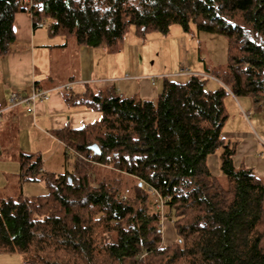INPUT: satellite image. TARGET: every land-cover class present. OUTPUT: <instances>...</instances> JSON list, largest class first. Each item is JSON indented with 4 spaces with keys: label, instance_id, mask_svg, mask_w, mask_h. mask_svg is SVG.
<instances>
[{
    "label": "trees",
    "instance_id": "obj_1",
    "mask_svg": "<svg viewBox=\"0 0 264 264\" xmlns=\"http://www.w3.org/2000/svg\"><path fill=\"white\" fill-rule=\"evenodd\" d=\"M26 1L0 0V57L16 40V15L29 13L34 29L48 24L54 37L112 53L130 28L143 37L194 27L199 38L227 39L228 64L206 67L211 78L185 69L164 77L153 100L115 87L69 93L68 103L102 117L55 133L66 159L74 152L114 167L135 180L133 195L92 184L82 161L76 175L53 174L40 157L22 155L20 185L43 181L48 193L0 199V255L19 253L24 264H264V179L236 166L237 144L224 135L227 98L264 108V0ZM215 155L220 176L209 166ZM163 208L177 235L170 247L163 246ZM105 233L114 234L112 243Z\"/></svg>",
    "mask_w": 264,
    "mask_h": 264
},
{
    "label": "crops",
    "instance_id": "obj_2",
    "mask_svg": "<svg viewBox=\"0 0 264 264\" xmlns=\"http://www.w3.org/2000/svg\"><path fill=\"white\" fill-rule=\"evenodd\" d=\"M26 2L28 3V1ZM43 27L34 29L29 13L16 15L14 22L16 40L11 51L6 56L0 57V133L15 131L16 137L23 142L28 139L31 143L46 142L50 144V147L51 144L53 147L58 145L62 151H60L61 154L63 153L64 170L53 174H63L66 172L68 161L64 150L65 146L56 138L55 133L67 127L81 129L99 121L102 117L99 111L88 105L68 103L66 96L69 93L83 95L90 91L99 92L109 87H115L126 97L153 100L161 90L162 82L158 79L164 78L166 75H160L161 77H156L154 80L149 75L150 73L141 74L138 70L140 58L136 48L131 44L129 51L124 43L118 52L112 53L105 47L89 48L79 46L74 40L73 42L61 37H54L50 34L48 26L45 30H42ZM72 50L73 52L70 53ZM128 52L131 54L129 71H127L124 62V59L128 58ZM116 56H119L118 67L113 63ZM100 58L103 61L101 63L98 62ZM98 66L103 71L106 70L105 75L108 74V76L103 75L96 78ZM112 70L114 74H117L118 72L115 73V70H118V75H111ZM174 74V76H178L180 71ZM191 74L209 75L205 69L203 72L197 71L191 72ZM68 85H71L72 90L64 89ZM33 92H45L49 95V99L37 100L35 104L24 103L14 107L10 106L9 99L12 93L28 97ZM232 98L235 101L239 100L235 96ZM244 99L245 107L249 108L248 112L242 109L239 101L238 106L242 110L241 115L248 121L250 116H253L261 108L256 105L253 99ZM224 135L226 138L235 137L243 140L237 147L234 157L236 166L253 169L258 176L264 177V160L255 157L258 146L257 138L243 132L224 133ZM260 157L262 156L260 155ZM209 166L213 174L218 175L219 158L217 155L210 157ZM20 176L21 164L17 185L22 190L25 183L20 185ZM47 193L48 190L45 194L37 196ZM20 194L23 195V192ZM6 198L15 197L0 199Z\"/></svg>",
    "mask_w": 264,
    "mask_h": 264
},
{
    "label": "rangeland",
    "instance_id": "obj_3",
    "mask_svg": "<svg viewBox=\"0 0 264 264\" xmlns=\"http://www.w3.org/2000/svg\"><path fill=\"white\" fill-rule=\"evenodd\" d=\"M47 25L48 24H46L42 30L47 29ZM194 30L195 28L193 27L192 31L194 33H185L178 25H174L171 27L168 35L151 32L143 37H139L136 35L135 30L130 28L126 36L125 44L127 51H129V46L131 45L136 48V52L140 58L139 72L145 75L150 73L149 75L153 77L154 80H156V77H161L160 75L174 77V73H177L182 69H185L188 72H203L205 69L204 67H226L228 64L227 39L223 36L203 33L199 38L195 35ZM71 52H73V50L70 51V53ZM115 58L116 59L113 63L118 67L117 65H119V61L117 60L119 59V56H116ZM124 60L126 63L125 67L127 71H129L131 60V54L129 52L128 58ZM98 62L101 63L103 61L100 58L98 59ZM105 71L98 66L96 76H94L96 78L101 77L105 75ZM113 72V70L110 72L111 75H118L119 73L118 70H115V73L118 72L117 74H114ZM126 73L129 74V72ZM105 76H108V74ZM206 77L211 78L209 75ZM158 80L161 82L163 81L162 78ZM213 81L214 80L212 79L209 80L208 84L210 88L216 87V83ZM243 100L245 99L239 98L238 101L242 105V109L245 112H248L249 108L247 109L245 107V102H243ZM238 101H235L232 97L227 98L225 101L229 119L225 124L224 133L243 132L254 135L258 141L255 157L264 160V108L256 111L247 121L245 117L241 115L242 110L238 106ZM6 132L10 133H0V198L17 197L21 192H23V195L26 197L45 194L47 190L43 181L25 182L22 190L18 188L17 179H19L18 175L20 171L21 156L31 154L34 155V159L40 157L43 161V169L45 172L60 173L64 170V158L59 146L55 145L53 147L51 144L50 147V144L46 142L40 144L34 142L31 143L28 139L23 142L20 141V138L16 137L15 131ZM228 139L236 143L237 147L243 141L235 137H230ZM64 150H66L65 147ZM260 155L262 157H260ZM86 159H88V161ZM67 161L66 171L76 175L75 172L79 171L77 167L79 166L80 161H82V163L86 164L88 170H90V181L92 184L96 185L102 181L105 183L107 182L117 188L121 195H133L136 185L135 180L131 179L126 174H121V172L115 170L114 167L100 165L95 162V160H90L89 156L74 152L70 154V158ZM80 168L81 172L84 173V169L82 167ZM254 172L256 173L255 170ZM220 175L221 172L218 169V175L215 176ZM261 177L264 179L263 176ZM162 210H164V208ZM167 218L164 210L161 225L163 246L170 247L176 243L177 235L172 223ZM103 237L106 239V242L112 243L115 236L113 233H105ZM0 264L24 263L19 253H9L0 255Z\"/></svg>",
    "mask_w": 264,
    "mask_h": 264
},
{
    "label": "built area",
    "instance_id": "obj_4",
    "mask_svg": "<svg viewBox=\"0 0 264 264\" xmlns=\"http://www.w3.org/2000/svg\"><path fill=\"white\" fill-rule=\"evenodd\" d=\"M28 2L30 4H32L30 0H28ZM181 74L187 75L188 72L186 70H182ZM64 89L67 90V91H70V90H72V87H71V85H68V86H65ZM48 99H49V95L46 94L45 92H33L28 97H22L21 95H19L17 93H12L10 95L9 104H10V106L14 107V106H17L19 104H24V103H27V104L33 103V104H35V102L37 100H48ZM89 157H90V160L93 161V156L90 155ZM86 160L88 161V159H86Z\"/></svg>",
    "mask_w": 264,
    "mask_h": 264
},
{
    "label": "water",
    "instance_id": "obj_5",
    "mask_svg": "<svg viewBox=\"0 0 264 264\" xmlns=\"http://www.w3.org/2000/svg\"><path fill=\"white\" fill-rule=\"evenodd\" d=\"M89 149H90L91 151H93L95 154H100V152H101L97 144H93V145H91V146L89 147Z\"/></svg>",
    "mask_w": 264,
    "mask_h": 264
}]
</instances>
